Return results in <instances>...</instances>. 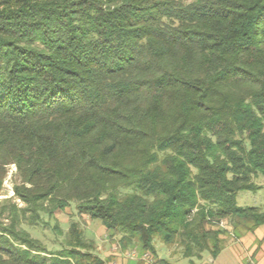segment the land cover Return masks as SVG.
I'll return each mask as SVG.
<instances>
[{"label": "trees", "instance_id": "1", "mask_svg": "<svg viewBox=\"0 0 264 264\" xmlns=\"http://www.w3.org/2000/svg\"><path fill=\"white\" fill-rule=\"evenodd\" d=\"M10 166L0 264H104L74 224L26 230L71 206L154 264L155 238L215 259L264 224L236 203L264 178V0H0V196Z\"/></svg>", "mask_w": 264, "mask_h": 264}, {"label": "rangeland", "instance_id": "2", "mask_svg": "<svg viewBox=\"0 0 264 264\" xmlns=\"http://www.w3.org/2000/svg\"><path fill=\"white\" fill-rule=\"evenodd\" d=\"M14 173L15 167L10 166L8 168L7 179L4 182V189L2 195L0 196V202L3 201V199L13 196L10 179ZM263 181L264 178L259 177L255 183L260 184ZM16 203L18 202L16 201ZM236 203L239 207H256L260 211H264V189L250 192H239L236 196ZM55 219V222H49L47 225L40 224L33 228H26V230L32 238L41 241L45 247L51 250L59 246L58 244L62 242L68 234L70 225L74 224L78 230L83 232L85 239L92 243L94 254L102 259L104 264L110 262V259H107L106 257L107 253L110 252H121L124 255L128 252H135L138 256H141L142 254V249L139 244H134L132 247H126L124 249L118 235L113 236L110 232H107L103 225L97 220H91L86 216H78L73 206H71V208H67L63 213H56ZM54 225L58 226L61 231L60 234L53 231L52 227ZM239 234H241L240 230H238L235 235L238 236ZM152 244L156 255L155 258L162 259L170 264H190L189 260L184 259L181 256L179 249L165 246L159 238L153 239ZM232 253L233 252L228 248V250H225L218 260L214 262V264H240V260ZM193 261L198 264L196 260ZM130 263L134 264L133 262H129V264Z\"/></svg>", "mask_w": 264, "mask_h": 264}, {"label": "crops", "instance_id": "3", "mask_svg": "<svg viewBox=\"0 0 264 264\" xmlns=\"http://www.w3.org/2000/svg\"><path fill=\"white\" fill-rule=\"evenodd\" d=\"M257 188L254 191L264 189V181L260 184H256ZM261 205V204H260ZM241 234L236 235H225L222 237V248L215 259L209 264H214L216 260L222 255L225 250H231L233 255L237 256L240 260V264H264V224L258 226L253 231H246L244 227L239 226ZM230 229V228H229ZM110 262L107 264H129L133 262L128 260L121 252H110L106 255ZM196 261L198 264H203L207 260ZM159 259V258H158ZM131 264V263H130ZM194 264H196L194 262Z\"/></svg>", "mask_w": 264, "mask_h": 264}, {"label": "built area", "instance_id": "4", "mask_svg": "<svg viewBox=\"0 0 264 264\" xmlns=\"http://www.w3.org/2000/svg\"><path fill=\"white\" fill-rule=\"evenodd\" d=\"M219 227L222 229L227 228L224 221L219 222ZM125 257L131 261H141L144 264H154V260L147 253H143L141 254V256H138L135 252H130V253L125 254Z\"/></svg>", "mask_w": 264, "mask_h": 264}, {"label": "water", "instance_id": "5", "mask_svg": "<svg viewBox=\"0 0 264 264\" xmlns=\"http://www.w3.org/2000/svg\"><path fill=\"white\" fill-rule=\"evenodd\" d=\"M211 262H212V258H211V257H208L207 260H206V262L203 263V264H209V263H211Z\"/></svg>", "mask_w": 264, "mask_h": 264}]
</instances>
